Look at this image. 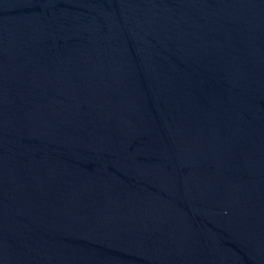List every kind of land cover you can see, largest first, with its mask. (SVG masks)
I'll use <instances>...</instances> for the list:
<instances>
[{"label":"water","instance_id":"obj_1","mask_svg":"<svg viewBox=\"0 0 264 264\" xmlns=\"http://www.w3.org/2000/svg\"><path fill=\"white\" fill-rule=\"evenodd\" d=\"M0 264H264V0H0Z\"/></svg>","mask_w":264,"mask_h":264}]
</instances>
